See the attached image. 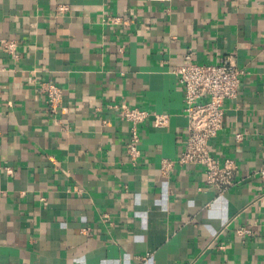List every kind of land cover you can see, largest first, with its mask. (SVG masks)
Wrapping results in <instances>:
<instances>
[{"label": "crops", "instance_id": "crops-1", "mask_svg": "<svg viewBox=\"0 0 264 264\" xmlns=\"http://www.w3.org/2000/svg\"><path fill=\"white\" fill-rule=\"evenodd\" d=\"M226 59L243 74L210 140L237 164L221 194L178 161L176 71ZM124 105L171 116L140 126L135 161ZM262 170L264 0H0V264H264Z\"/></svg>", "mask_w": 264, "mask_h": 264}, {"label": "built area", "instance_id": "built-area-1", "mask_svg": "<svg viewBox=\"0 0 264 264\" xmlns=\"http://www.w3.org/2000/svg\"><path fill=\"white\" fill-rule=\"evenodd\" d=\"M60 9H65V6H60ZM111 20L118 22L121 19L113 17ZM2 46L7 53L17 57V41L6 39ZM176 73L184 90L183 113L188 120L186 141L178 161L183 165H201L205 170L206 183L221 194L227 193L236 184L237 164L232 159L220 164L210 150V140L223 128L224 102L237 97L243 71L232 59H226L220 64L189 61L179 67ZM42 89L49 110L57 112L62 104V88L52 81H46ZM121 116L131 123V141L127 151L133 161L140 153V126L149 122L157 128L166 127L171 117L169 113L129 105L121 107ZM236 136L241 139L242 134L237 133ZM172 164V161L165 160L161 166L162 173L167 174ZM261 174L264 177V170ZM250 232L246 227L237 230L241 236Z\"/></svg>", "mask_w": 264, "mask_h": 264}]
</instances>
